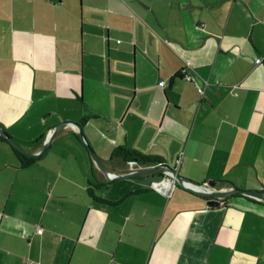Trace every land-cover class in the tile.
Here are the masks:
<instances>
[{
  "label": "crops",
  "instance_id": "1",
  "mask_svg": "<svg viewBox=\"0 0 264 264\" xmlns=\"http://www.w3.org/2000/svg\"><path fill=\"white\" fill-rule=\"evenodd\" d=\"M63 122L115 174L125 148L264 192V0H0V126L38 154ZM11 146L0 264H264L263 201L109 181L73 126L25 167Z\"/></svg>",
  "mask_w": 264,
  "mask_h": 264
},
{
  "label": "water",
  "instance_id": "2",
  "mask_svg": "<svg viewBox=\"0 0 264 264\" xmlns=\"http://www.w3.org/2000/svg\"><path fill=\"white\" fill-rule=\"evenodd\" d=\"M67 126H73L78 130L79 139L81 142L85 144L87 147L95 165L104 173V175L107 177L109 181L115 180V179H137L140 184H143L148 187H153L154 182H162L164 180L174 181L177 185H180L181 187L185 188L186 190L192 191L198 195L201 196H209L213 199H223L228 198L231 196L236 195H243L248 196L260 201L264 202V192L260 191H244L241 189H215L216 184L211 183L208 184V186H205L203 188H200V190L195 189L192 184H189L183 177H181L173 168L166 166L164 164L159 165H151L144 168H138L137 170H130L129 173L126 174H115L112 170H110L97 156V154L94 152L92 147L87 144L84 133L82 131V126L79 123L75 122H63L60 125H58L53 132L51 133L50 137L46 138L45 146L41 153L38 154H31L25 151L21 146H19L11 136H9L4 129L0 126V136L4 137L15 149L20 151L21 153L25 154L26 156L30 158H38L40 157L44 152L47 151L49 145L53 142L55 137L58 135L60 130ZM131 162H134L135 164H138L137 159L130 160ZM129 161V162H130ZM106 189V187H104ZM215 202V201H214ZM214 202H211L213 205Z\"/></svg>",
  "mask_w": 264,
  "mask_h": 264
},
{
  "label": "trees",
  "instance_id": "3",
  "mask_svg": "<svg viewBox=\"0 0 264 264\" xmlns=\"http://www.w3.org/2000/svg\"><path fill=\"white\" fill-rule=\"evenodd\" d=\"M180 74H181V72H180ZM0 139L9 143L4 137L0 136ZM11 147H12L13 151L16 153V155H18V157L20 158L22 167L27 166L30 162L35 160L34 158H30V157L26 156L25 154L21 153L20 151L15 149L13 146H11ZM115 157L122 158L124 162H128L132 159H137L138 163H140V164H156V163H158L157 160H153L149 157L141 156V155L137 154L136 152L130 151V150L125 149V148H118L117 150H115L112 158H115ZM179 186L180 185H177L176 187H179ZM206 198H208L209 200H213V198L209 197V196H207ZM219 204H220V202L217 203L216 201L213 203V205H219Z\"/></svg>",
  "mask_w": 264,
  "mask_h": 264
},
{
  "label": "built area",
  "instance_id": "4",
  "mask_svg": "<svg viewBox=\"0 0 264 264\" xmlns=\"http://www.w3.org/2000/svg\"><path fill=\"white\" fill-rule=\"evenodd\" d=\"M262 60L259 58L256 62L259 64ZM190 69H191V65L188 64L186 67H184L182 70H181V76L187 80L188 82H191V83H194L196 86H198L195 78L193 75L190 74ZM159 85L161 87H165L166 83L163 81V82H160ZM130 163V170H137L138 168H142L141 166H138L137 164H135L134 162H129ZM166 181H169V180H164L162 182H154L153 183V188L156 189L157 191L159 192H162L163 194H166V195H169L171 193V191H173L177 184L173 181L174 183V187L172 189H167L166 187L163 186V184L166 182ZM172 182V181H171ZM205 186H194L195 189H198L200 190V188H203ZM42 230H38V233L42 234ZM28 264H31V263H28Z\"/></svg>",
  "mask_w": 264,
  "mask_h": 264
},
{
  "label": "bare ground",
  "instance_id": "5",
  "mask_svg": "<svg viewBox=\"0 0 264 264\" xmlns=\"http://www.w3.org/2000/svg\"><path fill=\"white\" fill-rule=\"evenodd\" d=\"M164 187H166L167 189H172L174 187V183L171 182V181H166L164 184H163Z\"/></svg>",
  "mask_w": 264,
  "mask_h": 264
},
{
  "label": "rangeland",
  "instance_id": "6",
  "mask_svg": "<svg viewBox=\"0 0 264 264\" xmlns=\"http://www.w3.org/2000/svg\"><path fill=\"white\" fill-rule=\"evenodd\" d=\"M125 165H127L128 168H129V170H130V163H129V161L128 162H125Z\"/></svg>",
  "mask_w": 264,
  "mask_h": 264
}]
</instances>
